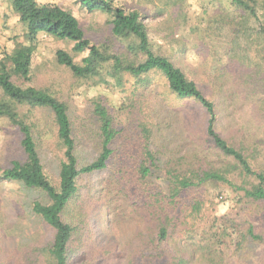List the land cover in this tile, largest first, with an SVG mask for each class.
I'll return each instance as SVG.
<instances>
[{"label": "rangeland", "instance_id": "374dc122", "mask_svg": "<svg viewBox=\"0 0 264 264\" xmlns=\"http://www.w3.org/2000/svg\"><path fill=\"white\" fill-rule=\"evenodd\" d=\"M39 1L56 2L70 11L90 42L109 44L115 52L123 47L112 36L106 13L89 12L78 0ZM255 1L257 18L261 19L264 0ZM115 3L141 14L152 50L168 57L198 83L206 97L214 100L219 133L235 145L243 139L249 149L255 150L248 158L251 167L264 170V143H259L264 138V126L256 113L262 109V102H257L264 101V38L258 33L254 18L242 20L243 13L232 0H115ZM24 32L9 0H0V59L16 43L28 44ZM73 44L39 36L31 61V80L12 77L21 87L42 88L67 104L80 165L94 160L99 151L95 102L104 105L113 119L117 134L107 166L79 177L78 192L61 215L63 221L75 228L70 264H161L143 260L140 249L156 230L155 201L164 199L168 193L169 172L182 175L206 161L218 167L230 164L231 160L214 149L200 146L207 119L205 110L195 100L171 93L159 72L148 74L147 86L136 85L126 75L122 86L112 82L106 85L99 77L77 79L55 56V51L62 49L79 62L86 51L76 53ZM248 80L256 89L253 95L244 87ZM20 113L35 125L33 138L41 163L57 185L63 155L51 112L23 107ZM192 134L200 139L194 141ZM20 137L15 126L0 118V169L12 159L22 157ZM146 151L153 157L152 165L145 162ZM143 163L150 171L147 178L138 174ZM227 178L242 184L237 170ZM240 193L229 182L206 181L182 192L174 209L167 208L177 215L188 210L191 203H200L196 230L184 236L178 230L168 241L170 251L183 255L186 262L182 264H264V205L239 202L236 195ZM36 200L47 202L39 190L0 179V264H47L44 249L52 240L53 230L31 211ZM216 219L235 231L231 232L232 240L226 236L220 244L211 239ZM249 226L263 237L262 242L247 239L241 247L234 246ZM190 235L194 241L187 238Z\"/></svg>", "mask_w": 264, "mask_h": 264}, {"label": "trees", "instance_id": "16d2710c", "mask_svg": "<svg viewBox=\"0 0 264 264\" xmlns=\"http://www.w3.org/2000/svg\"><path fill=\"white\" fill-rule=\"evenodd\" d=\"M9 2L11 9L25 28L24 35L28 44L16 43L10 53L0 59V118H6L17 128L21 135L19 144L22 150L21 158L12 159L7 167L0 169V179L20 182L26 188L39 190L45 194L47 202L42 203L37 200L32 202L31 211L53 230L52 240L44 249L47 264H70L72 256L70 244L75 228L63 221L61 215L78 192L79 177L82 174L102 170L107 166L113 152L111 144L117 132L108 109L101 103L95 102L93 110L98 122L99 151L94 160L80 165L76 154V144L72 137L71 122L67 114V104L42 88L30 85L21 87L12 80L14 76L25 82L31 80L32 56L37 39L41 35L73 42L72 49L76 53L86 51V55L79 62H75L73 57L62 49L55 51L57 62L66 66L77 79L87 80L99 77L101 83L106 85L112 82L115 86H122L123 76L126 75L133 78L136 85L147 86L148 74L159 72L171 93L178 98H191L205 110L207 119L203 140L199 141L200 146L203 149H214L221 156L231 160L230 164H222L218 167L206 161L205 164L190 169L182 175L169 172V187L164 197L165 201L163 197L160 199L161 202L155 201V204H158L156 230L151 233L150 238L140 249L143 260L161 264L186 262L183 255L170 251L167 247L168 241L178 230L184 232L183 236L196 230L195 218L200 203H191L188 210L182 211L183 214L179 212L177 215L169 212L167 208L174 209L178 205L181 193L190 188L198 187L206 181H226L235 191H241L236 195L239 202L246 200L264 205V170H254L248 160L255 150L249 149L243 139L235 145L228 141L227 136L219 133L217 130L218 108L214 100L206 97L198 83L188 78L168 57L152 50L147 28L137 10H126L116 5L115 0H78L87 11H101L110 17L111 34L123 45L119 52H115L109 44L96 45L90 42L85 37L77 18L56 2L39 0H9ZM232 3L243 13L240 15L242 20L254 18L258 33L264 38V1L261 19L257 18L255 0H232ZM244 87L250 91L251 95L256 93L250 80ZM259 102H262L260 106L262 109L256 110V113L261 119L259 123L264 126V101L260 99L257 104ZM23 107L29 111L46 109L52 114L63 155L59 164L57 185L52 183L44 171L38 146L33 138L32 128L35 125L27 121L25 114L20 113ZM144 138L147 140V135ZM191 138L194 141L200 139L195 134H192ZM261 142L264 143V138L259 141ZM145 162L153 164V157L149 151H146ZM144 164L138 169L141 178H147L150 173L149 168ZM234 170L238 171L242 180L240 185L227 178V175ZM219 198L222 197L219 196ZM213 227L214 237L211 239L214 242L220 243L226 236L228 240L231 238L232 229L229 224L227 227L225 222L216 219ZM187 238L194 241L191 235ZM240 238L234 242V246L241 247L247 239L257 243L263 240V237L255 233L251 226L242 232Z\"/></svg>", "mask_w": 264, "mask_h": 264}]
</instances>
